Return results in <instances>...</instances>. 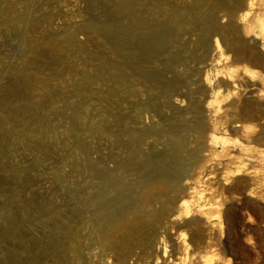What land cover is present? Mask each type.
<instances>
[{"label": "rangeland", "instance_id": "1", "mask_svg": "<svg viewBox=\"0 0 264 264\" xmlns=\"http://www.w3.org/2000/svg\"><path fill=\"white\" fill-rule=\"evenodd\" d=\"M114 1L0 0V264H18L17 255L24 264H29L33 258L45 260V264L54 260L57 264L55 259L46 257L49 251L45 241L60 240L64 232L67 211L64 181L60 176L69 175L70 181L77 183L74 172L80 153L78 140L84 137L85 131L82 132L87 127L77 121L83 111L79 86L84 69H89L90 76L100 80L87 92L92 96L88 95L87 99L91 121L100 125L109 119V115L112 120L126 118L107 101L109 95L103 91L105 74L96 71L97 64L111 58L110 35L104 27L111 23ZM254 4L251 13L264 16V0H255ZM224 15L220 17L222 26L227 24ZM250 17L241 21L237 16L238 23L228 32L225 42L218 36L226 44L222 53L208 54L196 67L200 79H203L200 71L205 68L230 69L236 88L218 114L202 113L205 122L202 131L178 137L185 151L177 154L171 163L178 166L185 177L171 175L164 186L148 187L154 194L153 206L134 208V214L129 216L131 220L142 216L140 233H117L115 249L108 252L110 256L118 251L126 257L127 264H133L135 257L143 252L138 264H155L156 244L162 240L171 257L160 258L159 264H264V33L257 35L245 30ZM39 20L43 22L39 23ZM89 24L100 25L102 33H91L93 29H89ZM76 26L88 27L89 33L76 36L83 53L75 58L73 55V61L67 59L72 56L66 55L60 64H54L46 41L52 37L55 43L64 41ZM55 37H59L58 40ZM25 41H30L27 45L31 52H27ZM33 54L43 57L42 64L28 65ZM81 54H86L82 55L85 60L93 57L94 66H86L88 60L85 61ZM213 59L220 60V66L210 67L211 63L215 65ZM24 68L27 73L49 81V85L35 89L36 93L32 91L31 101L26 97L28 94L20 100H10L8 89L24 75ZM197 97L196 102L201 105V94ZM27 104H34L35 109L30 105L28 109ZM185 106L186 103L178 108ZM7 120L12 123L8 125ZM237 121L238 128L233 124ZM108 122L102 128L118 134V127ZM150 125L148 121L142 124L146 128ZM101 137L98 142L91 140L90 151L116 154L119 135L116 138L102 133ZM143 147L150 156L149 141ZM186 182L188 186H185ZM189 187L202 191L204 207L201 211L196 209L188 219L172 221V214L181 199H191ZM16 201L33 214L20 218ZM159 205L166 213L153 219L151 213ZM157 219L159 221L155 222ZM20 221L24 226L18 236L16 225ZM186 221L190 222L187 226ZM182 233L187 235L186 242L181 239ZM227 235L230 237L228 242ZM15 259L16 263L13 262Z\"/></svg>", "mask_w": 264, "mask_h": 264}, {"label": "bare ground", "instance_id": "2", "mask_svg": "<svg viewBox=\"0 0 264 264\" xmlns=\"http://www.w3.org/2000/svg\"><path fill=\"white\" fill-rule=\"evenodd\" d=\"M254 2L255 0L114 1L111 23L109 26L106 25V28L104 27L110 35L111 58L109 61H101L102 63L97 64L96 71L105 74L106 78L103 79L105 90L103 91L109 95L107 101L116 109L121 110L126 118H113L112 120L109 115L110 120L106 119L100 125L91 121L87 108L90 93L87 94V92L100 80L90 76L89 69H84L79 86L83 103L81 110L83 111L82 114L79 112L81 116H78L77 121L87 127L86 129L84 127L82 132L85 131L84 137L77 139L80 153L79 156L76 155L78 164L75 165L77 166L75 172L73 171L74 174L76 173L77 183H73V180L71 182V176L68 174V176L64 174L60 176L61 181H64L62 183L67 215L60 240L54 238L45 241L49 251L48 254L46 253L47 258L55 259L57 264H127L126 257L120 252L115 251L111 256L108 253L115 249L116 234L119 232L128 235L140 233L142 216L138 215L134 220H131L129 216L134 214V208L153 206L154 194L148 191V187L164 186L171 175L185 177L181 169L171 163L177 154L185 151L184 145L178 142V137H186L202 131L205 127L202 113L218 114L222 104L233 95L231 91L236 88L233 72L230 69L207 70L205 68L200 71L203 77L200 79L197 75L199 68L196 67L203 63L202 58L208 54L222 53L223 46L226 47L224 38L236 26L235 23H238L237 16L242 21L251 15L245 30L263 35L264 16L251 13L255 7ZM145 14L148 17H145ZM221 14L227 17V24L224 26L220 24ZM41 21L39 20V23ZM87 26L93 29L91 33L93 31L102 33L100 25L89 24ZM87 26H76L77 28H74L72 33L69 32L64 41L55 43L53 37L54 40L51 38L52 40L46 41L48 53L53 62L55 61L54 64H60L61 59L66 55L72 56L67 59H72L73 55L75 58V55L83 53L81 52L82 45H79L76 36L89 33ZM218 36L222 37L223 43ZM26 41L27 52H31V48L27 45H30V41ZM102 42L100 43L103 44ZM42 60L43 57L33 54L28 65L38 66L42 64ZM87 60L86 66L89 67V64L94 66L93 57H88L85 61ZM212 62L215 65L211 63L209 66L214 68L220 66L221 61L213 59ZM23 70L24 75L8 89L7 96L10 100H20L22 96L28 94L26 97L31 101L32 97L29 95L32 91L36 93L35 89L49 85V81L41 80L37 74L27 73L26 68ZM199 94L202 97L201 105L196 102ZM185 103V108H178L184 107ZM29 105H26L28 109L30 106L33 110L35 109L34 104ZM166 108L169 110H165ZM145 121L151 122L148 128L142 126ZM5 122L8 125L12 123L11 120ZM106 122L118 127L119 133L105 131L102 126ZM233 124L236 128L240 127L238 121ZM102 133L111 134L116 138L119 135L120 139L116 140V154L90 151L88 144L91 140L98 142V139L102 138ZM146 141H149L152 148L150 156L144 152L143 145ZM185 186H188L187 182ZM189 191L191 199H181L174 214L171 213L172 221L188 219L197 211L196 209L200 211L203 209L202 191L190 187ZM16 207L20 218L24 219L32 213L17 201ZM165 213V208L159 205L151 215L153 219H156ZM218 219L221 224V217L219 216ZM154 221L158 222L159 219ZM189 223L186 221L185 226ZM16 226L18 235L24 225L22 223L21 226L20 221ZM181 239L186 242L187 235L182 233ZM169 251L167 244L162 240L157 241L155 264L160 263V258L171 257ZM142 253L135 257L133 264L141 262ZM15 261L16 259L13 262ZM17 261L18 264H24L20 263L19 255H17ZM53 261L51 264L54 263ZM44 262L45 260L33 258L29 264H45Z\"/></svg>", "mask_w": 264, "mask_h": 264}, {"label": "trees", "instance_id": "3", "mask_svg": "<svg viewBox=\"0 0 264 264\" xmlns=\"http://www.w3.org/2000/svg\"><path fill=\"white\" fill-rule=\"evenodd\" d=\"M229 238H230L229 235H227V237H226L227 242L229 241ZM235 249H236V253H238V255L241 256V255L239 254V250H238L237 248H235Z\"/></svg>", "mask_w": 264, "mask_h": 264}]
</instances>
